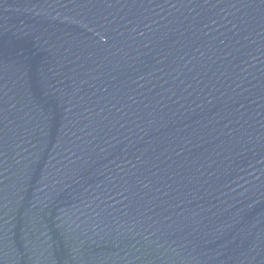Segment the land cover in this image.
<instances>
[{
	"label": "water",
	"instance_id": "obj_1",
	"mask_svg": "<svg viewBox=\"0 0 264 264\" xmlns=\"http://www.w3.org/2000/svg\"><path fill=\"white\" fill-rule=\"evenodd\" d=\"M0 264H264V0H0Z\"/></svg>",
	"mask_w": 264,
	"mask_h": 264
}]
</instances>
